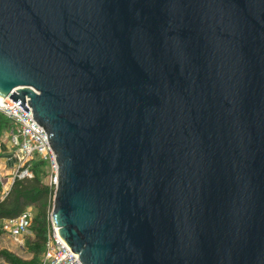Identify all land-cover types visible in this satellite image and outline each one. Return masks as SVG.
Returning <instances> with one entry per match:
<instances>
[{
    "label": "water",
    "instance_id": "obj_1",
    "mask_svg": "<svg viewBox=\"0 0 264 264\" xmlns=\"http://www.w3.org/2000/svg\"><path fill=\"white\" fill-rule=\"evenodd\" d=\"M0 97L83 264H264V0H0Z\"/></svg>",
    "mask_w": 264,
    "mask_h": 264
},
{
    "label": "built area",
    "instance_id": "obj_2",
    "mask_svg": "<svg viewBox=\"0 0 264 264\" xmlns=\"http://www.w3.org/2000/svg\"><path fill=\"white\" fill-rule=\"evenodd\" d=\"M28 100V98H25V106L28 108V112L19 105L20 101H13L9 97L2 98L0 101V114L8 121L7 126L1 130L5 137L9 138L8 151L10 156H7V160L15 162L12 168L13 177L8 180L5 171L9 166L2 160L3 152L0 144V183L3 185L5 179L6 182H9V184L7 182L8 186L4 187L6 190L5 195H8L16 177L18 179H28L33 176L30 165L35 159H39L47 164L49 185L53 188L54 198L59 170L56 153L48 140L47 132L33 118ZM3 222L10 237L18 247L25 246L26 239L35 237L31 229L32 216L27 209L18 216L5 219ZM43 244L41 264H83L78 254L71 249L55 229L51 211L47 217L46 238Z\"/></svg>",
    "mask_w": 264,
    "mask_h": 264
},
{
    "label": "trees",
    "instance_id": "obj_3",
    "mask_svg": "<svg viewBox=\"0 0 264 264\" xmlns=\"http://www.w3.org/2000/svg\"><path fill=\"white\" fill-rule=\"evenodd\" d=\"M7 119L0 114V131L7 126ZM33 176L31 178L14 179L11 190L7 196L2 194V185L0 183V221L11 219L22 213L29 205L39 202L51 204L53 199V188L50 187L46 178H48L47 164L39 159H35L31 165ZM51 211L42 210L39 216L32 217L31 229L35 237L26 240L25 245L44 249V240L46 238L47 217ZM31 242V243H30Z\"/></svg>",
    "mask_w": 264,
    "mask_h": 264
},
{
    "label": "rangeland",
    "instance_id": "obj_4",
    "mask_svg": "<svg viewBox=\"0 0 264 264\" xmlns=\"http://www.w3.org/2000/svg\"><path fill=\"white\" fill-rule=\"evenodd\" d=\"M7 137H5V134L0 131V144H1V151L3 152L5 150V146L9 148ZM7 156H10L9 151L4 152ZM15 162L12 160H9L8 165L9 168L6 169L5 174L6 178L8 180L12 179L13 175V167ZM11 167V168H10ZM6 180V179H5ZM3 180L2 185V194L5 195L6 190L4 189L5 186H8L7 182ZM46 181L49 184L48 178H46ZM52 203L48 205V203L39 202L33 205H29L26 209L30 211L31 216H39L40 213H42V210H48L52 209L53 205V199L51 201ZM35 236V234H34ZM31 240V237L26 239ZM31 243V242H30ZM43 251L40 248L31 247L30 246H23L18 247L13 239L10 237L9 232L7 231V227L4 224L3 220L0 221V264H41Z\"/></svg>",
    "mask_w": 264,
    "mask_h": 264
},
{
    "label": "crops",
    "instance_id": "obj_5",
    "mask_svg": "<svg viewBox=\"0 0 264 264\" xmlns=\"http://www.w3.org/2000/svg\"><path fill=\"white\" fill-rule=\"evenodd\" d=\"M7 150H8V148H7V146H5V150L3 151V153H2V160H4L5 162H6V164H8V160H7V155H6V153L4 154V152H7ZM9 166V165H8Z\"/></svg>",
    "mask_w": 264,
    "mask_h": 264
},
{
    "label": "bare ground",
    "instance_id": "obj_6",
    "mask_svg": "<svg viewBox=\"0 0 264 264\" xmlns=\"http://www.w3.org/2000/svg\"><path fill=\"white\" fill-rule=\"evenodd\" d=\"M2 100V97H0V101Z\"/></svg>",
    "mask_w": 264,
    "mask_h": 264
}]
</instances>
